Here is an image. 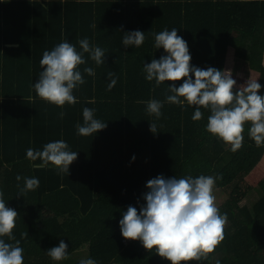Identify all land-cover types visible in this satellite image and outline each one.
Wrapping results in <instances>:
<instances>
[{
    "label": "trees",
    "instance_id": "16d2710c",
    "mask_svg": "<svg viewBox=\"0 0 264 264\" xmlns=\"http://www.w3.org/2000/svg\"><path fill=\"white\" fill-rule=\"evenodd\" d=\"M173 28L187 42L193 67L227 70L235 47V57L260 73L264 96V0H0V191L18 213L13 235L24 250L23 264L60 263L46 252L61 240L68 245V264L87 258L97 264H170L121 234L128 207L139 212L146 205L147 182L161 175H205L217 177V189L234 190L263 159L264 144L257 147L248 136L249 125L242 148L233 153L205 130L210 111L201 108L202 119L193 121L197 106L166 102L173 82L156 87L145 79V64L167 55L155 48L154 34ZM137 30L145 34L143 45L125 48L123 35ZM85 38L104 50L105 62L97 66L84 53L79 70L85 83L73 92L77 103L61 108L41 100L34 84L44 51L68 41L82 52L78 42ZM86 67L95 76L84 73ZM110 71L117 84L108 91ZM151 99L163 102L158 120L138 103ZM86 107L108 126L84 137L75 126L83 125ZM57 140L78 153L69 174H58L51 164L33 167L40 161H30L26 150L42 151ZM17 175L37 178L39 187L21 196L24 180L17 182ZM258 190L251 207L231 198L218 207L228 217L224 239L207 260L187 264H264V176ZM86 248L85 257L74 256Z\"/></svg>",
    "mask_w": 264,
    "mask_h": 264
},
{
    "label": "clouds",
    "instance_id": "9594fccd",
    "mask_svg": "<svg viewBox=\"0 0 264 264\" xmlns=\"http://www.w3.org/2000/svg\"><path fill=\"white\" fill-rule=\"evenodd\" d=\"M96 27L95 24L92 25ZM155 48L163 49L167 55L159 60L153 59L145 64V79L154 81L159 87L164 82H173L166 96V102L183 106H197L192 116L193 121H200L203 113L201 108L210 111L207 118L206 131L230 146L233 153L242 148L245 125L248 136L257 147L264 144V96L259 94L261 84L250 78L239 86L229 70H217L209 67L206 70L191 66V55L187 42L178 35L176 28L165 29L154 34ZM145 41L141 31L127 32L123 35L122 43L125 48H139ZM82 52L64 41L51 51H44L40 65L43 71L34 84L37 96L50 104L63 108L66 104L75 105L73 95L78 86L85 80L79 66L86 63L84 53L89 54L97 66L105 62V52L98 46H92L85 38L79 40ZM84 73L95 76L91 67L84 68ZM195 79L193 80L192 76ZM108 91L115 88L117 77L115 72H109ZM183 83L177 87L175 82ZM183 98V99H181ZM146 104L148 115L157 120L162 116L163 102L151 99L138 101ZM63 119L65 113L60 112ZM107 123L94 118V110L83 109V125L77 123L76 129L80 136H90L107 128ZM150 131L157 132L155 122L150 123ZM26 156L34 163L35 168L55 166L58 174H69L70 165L78 158V153L69 150L64 140L49 142L43 150H26ZM135 157H133V160ZM24 180L20 188L21 196L39 187V180L22 178L17 175V182ZM217 177L200 175L185 178H168L158 176L147 182L148 192L144 195L146 205L138 212L129 206L119 221L121 234L126 240L139 241L143 247L170 262V264H187L196 260H207L208 254L215 251L216 246L224 239V229L227 224V214H221L216 206L213 194ZM19 187V184H18ZM0 191V237H7L15 243H6L0 239V264H23V248L20 240L13 235L18 213L6 206ZM29 234L21 233V238ZM47 255L53 261L69 259L68 245L61 240L59 246L49 249ZM80 264H97L91 258L81 259Z\"/></svg>",
    "mask_w": 264,
    "mask_h": 264
},
{
    "label": "rangeland",
    "instance_id": "374dc122",
    "mask_svg": "<svg viewBox=\"0 0 264 264\" xmlns=\"http://www.w3.org/2000/svg\"><path fill=\"white\" fill-rule=\"evenodd\" d=\"M230 59L228 63L227 70L231 71L233 79L236 80L238 88L240 85L246 83L250 78L258 81H261V75L259 72H256L251 69L248 63L239 60L235 57V47L231 48ZM264 176V157L261 162L258 164L257 168L246 177L241 184L235 187L234 190L227 189H217L214 187V196L216 198V206L219 207L228 199H233L241 206H253L260 198L261 194L258 190V183ZM87 254V251H83L81 255L76 257L81 258ZM72 259V260H71ZM71 261L75 260V257L70 258ZM69 259L61 261L58 264H68Z\"/></svg>",
    "mask_w": 264,
    "mask_h": 264
},
{
    "label": "crops",
    "instance_id": "0c3cea01",
    "mask_svg": "<svg viewBox=\"0 0 264 264\" xmlns=\"http://www.w3.org/2000/svg\"><path fill=\"white\" fill-rule=\"evenodd\" d=\"M83 251L86 252V251H87V248H86V249H82V250H80V251L74 253V256L81 255V253H83ZM86 255H87V254H86ZM86 255H85V256H86ZM85 256H84V257H85ZM77 258H78V257H77ZM79 259H81V258H79Z\"/></svg>",
    "mask_w": 264,
    "mask_h": 264
}]
</instances>
